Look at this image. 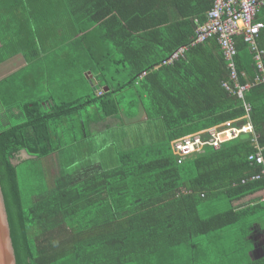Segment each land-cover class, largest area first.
<instances>
[{
    "label": "trees",
    "instance_id": "16d2710c",
    "mask_svg": "<svg viewBox=\"0 0 264 264\" xmlns=\"http://www.w3.org/2000/svg\"><path fill=\"white\" fill-rule=\"evenodd\" d=\"M210 8L211 0H0V64L24 61L0 81V188L16 264H201L199 236L214 244L216 261L264 264L244 252L254 224L264 230L252 137L180 162L173 148L243 117L248 104L264 159V83L237 98L223 86L229 74L216 39L191 45ZM260 10L255 20L264 24ZM234 41L239 81L252 82L253 53ZM257 42L264 50V27ZM21 91L30 99H18ZM74 120L81 135L66 142ZM107 121L100 134L92 130ZM129 123L137 128L124 129ZM82 141L88 154H58ZM205 201L227 207L202 218ZM226 228L241 231L229 247L216 235Z\"/></svg>",
    "mask_w": 264,
    "mask_h": 264
},
{
    "label": "built area",
    "instance_id": "2783aa9c",
    "mask_svg": "<svg viewBox=\"0 0 264 264\" xmlns=\"http://www.w3.org/2000/svg\"><path fill=\"white\" fill-rule=\"evenodd\" d=\"M264 7V0H211V8L206 13V21L198 25L191 45L201 43L214 37L223 53L228 69L229 81L223 86L242 99L244 93L252 86L264 83V50L258 46L257 38L264 27L263 22L256 21L258 11ZM241 37L253 53L256 74L252 82L240 83L239 74L234 64L236 47L234 38ZM187 49L181 46L170 57L163 61L169 63L177 59ZM243 75V73L241 74ZM246 114L238 119L212 126L205 131L182 137L173 142V148L178 155V162L191 153L201 152L205 146L218 148L221 143L248 134L256 143V152L248 156V160L261 165V171L253 178L264 176V159L262 148L257 143L253 127L249 121L250 107L245 104ZM238 121H244L240 126ZM264 200V197H263Z\"/></svg>",
    "mask_w": 264,
    "mask_h": 264
},
{
    "label": "rangeland",
    "instance_id": "374dc122",
    "mask_svg": "<svg viewBox=\"0 0 264 264\" xmlns=\"http://www.w3.org/2000/svg\"><path fill=\"white\" fill-rule=\"evenodd\" d=\"M52 84H53V87H55L54 90H56V92H58V88L61 85L60 81L59 80L52 81ZM38 87H39V89H42V85H39ZM87 92H89V91L86 90V93ZM40 93H43V90H41ZM81 93H82V90H76V94H81ZM18 94H19V96H18L19 98L18 99H20L22 101L28 100L31 97V96L25 97L24 93H22V91L19 92ZM63 99H64V96H63ZM127 100H129V97L127 98ZM128 105L129 104H127V106ZM129 109L133 110L134 106H130ZM13 112L15 114L18 113L17 110H13ZM21 121H23V117L22 116H20V117H17V116L13 117L12 116V118H11V122L14 123V124L18 123V122H21ZM72 122H75V127H78L77 120H74ZM136 128H137V125L132 126L131 123H129L126 126H124V129L130 130V131L131 130H135ZM119 131H121V130L116 129V132L118 134H119ZM64 133L66 134V138H67L66 142L67 141L69 142L70 137H71V135H73V133L76 134V135H81L79 127L76 128V131H74V132H73V129H69V130H65ZM104 134H106V132ZM112 155H114V154H112ZM23 157H25V155H21L20 154L19 158L22 159ZM17 162H18L17 160H14V163H17ZM27 168H28V165H26V163H23V164H21L19 166L20 176H22L24 173H26V171H28ZM24 182L27 183V180H24ZM23 190L25 191V195H27L28 194L27 193L28 192L27 187H24ZM226 207H227L226 201L225 202L221 201L219 203V205L218 204H212V203H209V202L205 201V202H202L199 205V214H200V216L202 218H205V217H208L209 215H212L213 213H216L217 211H222V210L226 209ZM236 227L239 229V225H236ZM250 232H251V230H250ZM216 235L219 236V238H218L219 239V243H222V245L225 246V247H229V246H231L234 243L233 242L234 239L241 238L240 237L241 236V231L239 230L238 232H236L235 228H230V229L226 228L224 230V232L219 231ZM197 241L201 242V244H202L201 247H200L199 253H198V257H199V260L201 261V264H230L229 260L232 261L231 258L228 260V256L222 257V260L220 259L219 261H216L215 257L217 255L212 250V248L214 249V244H210V242H208V239H206V236H199L197 238ZM245 248L247 249V245L244 247V252H245ZM208 249H210V251H211V253H209V254L206 252ZM227 249H229V248H227ZM237 256L239 258L245 260V256L243 258L242 254H238Z\"/></svg>",
    "mask_w": 264,
    "mask_h": 264
},
{
    "label": "crops",
    "instance_id": "0c3cea01",
    "mask_svg": "<svg viewBox=\"0 0 264 264\" xmlns=\"http://www.w3.org/2000/svg\"><path fill=\"white\" fill-rule=\"evenodd\" d=\"M261 12V10L258 11V14ZM257 14V15H258ZM23 58L20 55H16L4 63L0 64V81L4 80L11 74L17 72L24 66V61L22 60ZM5 83H3L4 85ZM110 122H105L103 124H97L92 126L93 131H98L99 134L101 131H103L104 125L107 127L106 124ZM126 123V122H125ZM122 124V123H120ZM118 123L113 124V129H121V125ZM120 127V128H119ZM108 130V129H107ZM80 145L78 146V143L76 145H72L73 147L71 148H66L64 150H61L58 154H70V153H75L77 154H88L89 151L92 149L90 147H85L84 141L79 143ZM83 146V148L81 147ZM93 147V146H92ZM21 155H25L22 159L28 158L26 155V152L24 150L20 151ZM94 154V153H93ZM247 244V250H249V255L253 259H260L264 256V230L260 229L258 224H254L253 228H251V232L249 236L247 237L246 240Z\"/></svg>",
    "mask_w": 264,
    "mask_h": 264
},
{
    "label": "water",
    "instance_id": "95a60500",
    "mask_svg": "<svg viewBox=\"0 0 264 264\" xmlns=\"http://www.w3.org/2000/svg\"><path fill=\"white\" fill-rule=\"evenodd\" d=\"M92 89L97 92L101 89L98 84H93ZM107 90V88H105ZM244 121H238L236 125L240 126ZM248 134H241L240 139H247ZM0 264H16L14 250L11 242L9 225L5 211L3 196L0 188Z\"/></svg>",
    "mask_w": 264,
    "mask_h": 264
}]
</instances>
